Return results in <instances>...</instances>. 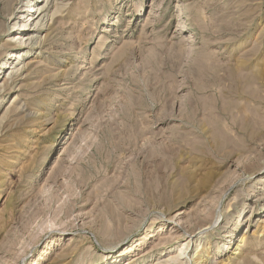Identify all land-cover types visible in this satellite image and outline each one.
Listing matches in <instances>:
<instances>
[{"label": "rangeland", "instance_id": "rangeland-1", "mask_svg": "<svg viewBox=\"0 0 264 264\" xmlns=\"http://www.w3.org/2000/svg\"><path fill=\"white\" fill-rule=\"evenodd\" d=\"M27 1L45 24L0 0V264H264V0Z\"/></svg>", "mask_w": 264, "mask_h": 264}, {"label": "bare ground", "instance_id": "bare-ground-1", "mask_svg": "<svg viewBox=\"0 0 264 264\" xmlns=\"http://www.w3.org/2000/svg\"><path fill=\"white\" fill-rule=\"evenodd\" d=\"M39 1V0H38ZM45 0H42V3L44 2ZM48 1L49 0H47L46 2L48 3ZM52 1H54V0H52ZM6 2H7V9H8V15L9 16H14V15H16V16H26V14L28 15V16H30V19L32 20L33 18V21H32V24L31 25H35V24H38V23H44V21H45V19H46V17H47V15H45V14H47V13H45L46 11H47V9L49 8V6H48V8H46L45 10H42L43 9V6H40L39 4L37 5L38 6V9L35 11V13H33V11H34V9H28V10H26V9H24V10H22L21 9V11H20V13L18 12V13H16V11H17V0H6ZM31 2H33V0H29V1H27V3H28V7L30 6L29 4H31ZM56 2V1H55ZM24 3V2H23ZM52 3V2H51ZM50 4V3H49ZM57 4V3H56ZM51 5V4H50ZM64 5V4H63ZM40 6V7H39ZM34 8H35V4H34V6H33ZM23 8V7H22ZM52 8V7H51ZM58 8L59 7H57L56 6V11L54 12V14H52V16H50V19H53V17L57 14V10H58ZM53 9V10H54ZM33 13V14H32ZM51 13V12H50ZM187 17H190V16H187ZM26 18H28V17H26ZM48 18V17H47ZM137 18H139V16L137 17ZM3 20V19H2ZM6 22V21H5ZM14 23V25H13V27L12 28H9V30L11 31L12 29H15L16 27H17V20L16 21H14L13 22ZM45 24V23H44ZM5 25V24H4ZM3 25V26H4ZM196 25V24H195ZM6 26V25H5ZM21 26H19V28H20ZM44 26H42V24H41V26L37 29V30H28V33L27 34H24V35H22V37H18L19 35L17 34H13V35H9V38H13V39H11L10 40V45H12L13 47H17V46H15L14 45V40L15 39H18V40H21V39H23V38H26V40L27 41H34L35 40V38L37 37V36H35L36 34H38V33H40L41 31H43V28ZM6 28V27H5ZM196 28H197V26H196ZM8 30V31H9ZM1 31V30H0ZM17 31V30H16ZM6 32H7V30L5 29L2 33H5L6 34ZM19 32V34H21V33H24V32H20V31H18ZM17 42V41H16ZM21 43V42H20ZM25 46L26 45H22V47H24L25 48ZM23 52L24 51H19V52H17V53H15V55H13L12 57H15L14 59L15 60H22V58H23ZM23 54V55H22ZM9 57H11V56H9ZM12 59V58H11ZM18 64L19 63H16V66L14 67V69H17L18 68ZM19 71V68L17 69V71L16 72H18ZM13 74V73H12ZM11 74V75H12ZM238 77V76H237ZM238 80H239V77H238ZM181 106H179L180 107V111H179V116H181V117H184V112H185V105H184V101H181V104H180ZM211 107H212V105H211ZM211 107H209V108H211ZM247 119H252V118H250V117H247ZM131 129V128H130ZM129 130V129H128ZM130 131V137H129V140H126V144H133L134 142H132L134 139V134H133V132L134 131H136L135 129H131V130H129ZM136 133V132H135ZM138 133H139V137H141V135L144 133V132H139L138 131ZM145 134V133H144ZM136 136H138V134L136 135ZM138 137V138H139ZM141 149H143V147H141ZM145 150V149H144ZM168 151V150H167ZM166 152V151H165ZM167 153H169V152H167ZM255 164V163H254ZM65 172V171H64ZM260 182V181H259ZM126 186H127V195H134L133 193L134 192H136V191H138L137 189H138V186H132V187H129L128 185H129V183H126L125 184ZM122 185H121V180H120V182H119V180L118 179H114V180H112V185H110V187H112V191H114L115 189H117V188H119V187H121ZM255 189V188H254ZM254 192L256 193V192H258V189L256 188L255 190H254ZM261 192V191H260ZM254 197V196H253ZM257 200H259V201H262V202H264V197H261V198H258ZM253 214V213H252ZM251 219H253V217H252V215H251V217L250 218H247L246 219V221L248 222V221H250ZM239 220V219H238ZM243 224H242V222H238V223H236V225L235 226H237L236 228H237V230H239L240 228H241V226H242ZM264 225V224H263ZM262 229H263V231L260 233V236L261 237H263L264 236V226H262ZM235 229L234 228H232V230L231 231H229L228 232V235L226 236V238H228L227 240H232L235 236ZM246 234H244L243 236H242V239L240 240V243H238L237 245H238V247L237 248H235V251H233L232 252V255H239L240 253L238 252L239 251V249L241 250V248H245V246H246V244L248 243L247 241H248V239H249V230H248V226H247V228H246ZM118 232V231H117ZM251 233V232H250ZM190 238H192V237H190ZM227 240H225L226 242H225V244L226 243H228V241ZM258 241V240H257ZM226 246V245H225ZM188 248H189V244H185L183 247H182V249H181V252H182V250L183 251H187L188 250ZM205 248V247H204ZM193 251V250H192ZM199 252H198V254H196V256L194 257V263L195 264H198V262H199V259H200V256H201V252H202V250L200 251V250H198ZM188 253V252H187ZM183 254L184 253H180L177 257H175V258H172L169 262H168V264H174V263H176V262H179V263H181L180 262V259L182 258V256H183ZM137 257V256H136ZM136 257H134V258H132L131 260H129L128 262V264H134V263H136L137 262V260H136ZM191 258V257H190ZM205 258V257H204ZM182 260V259H181ZM190 260V259H189ZM226 261V260H225ZM185 263V262H184ZM223 262L222 261H217V262H215V264H222ZM182 264V263H181ZM200 264V263H199Z\"/></svg>", "mask_w": 264, "mask_h": 264}]
</instances>
